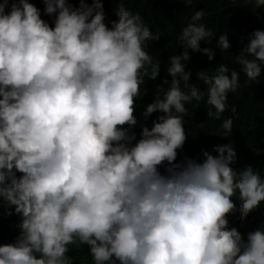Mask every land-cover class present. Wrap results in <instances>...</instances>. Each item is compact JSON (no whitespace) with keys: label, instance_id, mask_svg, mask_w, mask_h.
Masks as SVG:
<instances>
[{"label":"clouds","instance_id":"obj_1","mask_svg":"<svg viewBox=\"0 0 264 264\" xmlns=\"http://www.w3.org/2000/svg\"><path fill=\"white\" fill-rule=\"evenodd\" d=\"M43 3L53 26L30 0H0V210L19 217L0 264H74L72 246H87L92 264H264V224L246 237L229 226L264 204L261 171L234 167L230 143L177 162L193 102L221 121L215 136L232 135L228 95L241 72L246 83L262 76L264 30L230 55L228 34L217 38L195 11L142 112L160 115L137 138V98L161 72L142 16L121 3L109 27L101 0ZM211 40L240 72L220 63L192 83L190 53L213 61V48L201 47Z\"/></svg>","mask_w":264,"mask_h":264},{"label":"trees","instance_id":"obj_2","mask_svg":"<svg viewBox=\"0 0 264 264\" xmlns=\"http://www.w3.org/2000/svg\"><path fill=\"white\" fill-rule=\"evenodd\" d=\"M11 3L12 0H9ZM41 10V18L53 26L54 17L43 15V0H30ZM74 6H78L79 0H69ZM91 4L93 0H86ZM103 4L106 23L110 27V21L117 19L114 10L118 4H123L127 9L139 13L154 37L148 42L150 54L159 59L161 63L160 76L155 81L145 80L141 87L143 93L147 94L137 98V109L134 115L137 125L132 129L137 138L142 127H151L152 122L160 113H153L147 119L142 115L143 109L154 99V90L161 85L166 76L165 69L168 66V57L179 54L181 49L178 36L182 29L190 22L191 15L195 11L204 13L203 23L206 30L212 31L218 36L227 33L231 47L228 49L230 55H238L247 46L253 33L264 30V7H255L254 0H192V5L185 4V0H101ZM216 40L201 43L202 48L212 47L215 52L213 61L201 53H190V61L186 70L192 72L191 82H197V72L207 70L213 73L215 67L220 63L227 65L230 69L240 72V66L235 63L232 56L221 55L220 50L215 47ZM240 89L237 93H229L228 110L223 118L233 119V132L228 138L215 136L221 121L207 116L208 106L204 101L187 105L188 115L184 117L185 133L187 141L183 150L178 154V161L186 157L202 160L203 150L213 155L216 145L231 144L237 153L238 163L234 165L240 168L251 165L261 171L264 175V70L262 76L256 82L246 83V77L240 73ZM200 90L203 84L197 85ZM236 108L235 114L231 108ZM160 171L164 173V168ZM19 175V174H18ZM237 207H238V202ZM19 223V217H6L0 210V245L13 243L18 235L15 227ZM264 224V204L251 213L244 220H240L239 213L229 217V226L235 227L246 237L249 231H253ZM69 255L74 264H92L87 246L71 247Z\"/></svg>","mask_w":264,"mask_h":264}]
</instances>
